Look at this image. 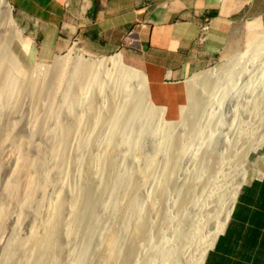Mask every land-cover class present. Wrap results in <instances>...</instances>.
Masks as SVG:
<instances>
[{"label":"bare ground","instance_id":"bare-ground-1","mask_svg":"<svg viewBox=\"0 0 264 264\" xmlns=\"http://www.w3.org/2000/svg\"><path fill=\"white\" fill-rule=\"evenodd\" d=\"M12 12V6L8 1L0 0V30L7 33L0 32V47L5 48V54L3 51L2 53L0 52V80L2 79L0 107L4 102H7L5 105L11 103L12 97H14L12 94H14L19 85L16 75L18 76V73H22L17 66L15 56L11 52L12 44L16 41H22V35L13 19ZM74 55L56 60L53 69L40 73L35 78L24 82L26 83L25 87L23 86L24 89L27 91L28 88V91H33L37 103L48 104L55 99L56 94L51 88V84L55 85V87H60V78L63 72L68 69L71 73L70 80L77 82L79 78H83V81H78L80 83L76 85V92L72 91V96L63 101L64 107L67 109H71L76 103L81 104L84 100L81 90L90 88L91 85H96L99 90H102L104 85L113 84L115 92L126 90L124 93H127L125 87L132 85L137 88L138 95L134 96L133 101L131 100L132 95L130 96L132 102L128 100L129 98L126 99V96L120 103H114L115 106L111 107L113 109L110 111V115L107 116L105 130H100L99 132L95 130L94 136L77 137L80 135V129L83 126L82 116L77 114L74 120L65 124V126L58 127L53 132V143L46 148H40L33 142H29L28 145L19 144L17 146L16 149L20 155L16 165L17 168L15 167L16 172L14 170L16 175L14 174V179L11 178L13 180L6 185L5 194L10 200V205L12 203L18 209V215L19 217L22 216V220H24L23 216H25L31 217L34 221L31 223L29 234L26 235L22 228L25 225L29 226L25 222L27 218L22 224H19V219L16 218L18 215L14 216L11 213L12 211L9 212L5 206L0 207V230L3 229L7 222L14 224L8 244L7 259H4L6 262L2 264H60L62 251H70V241L81 236L83 237L84 245L81 247L80 252L74 255L70 261L72 264H83L94 237L106 229L103 223V216L105 214L109 215L108 209L117 202L120 197L119 192L126 187L127 183H129L127 189L131 185L142 187L150 176L152 177L156 173V160L155 157H152L148 159L144 170L136 177L127 175V173L115 174V177L111 179L108 177L110 180H108V184L103 190L101 189L100 180L94 185L89 179H85L86 182L80 183L72 192L71 209L68 212L66 211L67 202L62 194L67 190V176L69 174H67V170L70 167L69 164H71L69 152L74 146L70 145L73 138L77 139L74 141H78L77 152L81 154L90 147L98 149L106 140L115 139L116 137L108 138L113 136L111 133L115 129L120 128V136L116 144L118 147H126L128 152H132L131 150L135 149V144L137 143L132 141L130 137V128L134 123L139 121L144 123L146 130H140L139 134L141 136L138 134L140 138H143V135L151 137L157 133L155 131L156 127L150 125L158 107L154 104L152 105L149 100L147 81L141 71L126 66L123 63L121 54L101 59L86 60L83 52L75 51ZM23 77L21 76V79ZM240 80L244 84H241ZM72 81L66 87H73L76 82L72 83ZM227 81L231 83L224 86ZM252 82H256L260 87L257 88L256 84H252L249 88ZM189 83L190 104L194 102L191 100L196 99V92L204 94L203 96L201 95L202 98L199 97L197 113L195 112L194 118H191L190 126L195 133V139L200 140L203 138L201 130L195 127L196 120L202 119L200 117L203 110L205 112L216 104L219 105L221 112L225 111L227 114L232 115V121H228L229 124L228 126L226 125V132L232 133L233 142L229 146L226 145L228 151L225 155L215 154L212 144H208L209 142H207L208 145H204L209 151L201 159L200 165L203 168L212 163L213 167L208 168L206 176H204L205 181H201L203 183L200 185L202 193L200 199H196L194 193L196 188L191 185L193 183H189L190 181L185 180L187 183L182 185V187L180 186L181 191L179 193L186 195L181 208L184 210L191 208L192 210L190 215L189 213L187 214L189 216L187 217V222H181V220L174 223V233H170L171 227L169 226L172 223H167V213L164 214L166 216L163 219L160 213L159 216L162 220H159L160 224L156 225L153 230L149 229L143 220L135 217L131 210L140 214L141 201L138 193L133 195L125 211L120 215L121 228L126 231L130 225H133L136 232L145 230L149 233H157L160 237V244L156 245V242L149 237L144 244L137 247L138 255L140 257L143 256L148 264H204L209 252L215 247L219 236L224 233L229 224L241 189L247 183L249 177L248 164L251 163V154L264 146V38L259 39L251 47L250 51L243 56H239L236 61L227 63L220 68L215 67L200 73L190 80ZM49 86L51 89H49ZM113 87L110 88L112 89ZM230 92L236 93L232 96ZM127 100L130 102H127ZM22 119L25 120V117ZM116 122L119 123L120 127L115 125ZM217 123L220 125L221 122ZM96 126L94 125V127ZM41 132L43 133L44 131L41 130ZM11 134L13 133L9 129H0V157L9 148ZM29 134L35 136L36 133L29 132ZM43 134L45 135V133ZM210 139L211 137L208 138V141H213V139ZM164 140L165 137H162L160 142L162 143ZM180 141V137L179 139L177 138V144H175L176 156L173 160L166 161V166L162 167L163 171H166L170 176L167 177L169 186L172 183V176L179 169L181 158L185 155L188 157L193 156L190 145L181 144L179 143ZM211 151L214 152V155L210 154ZM29 153H33V155L36 153L37 155H35L38 159L35 161L30 160L28 157ZM80 160L81 158L78 161ZM88 160V163L97 168L94 173L98 175L102 157L99 153L91 154ZM51 176L59 178L60 190L58 189L59 193L56 194L58 197L45 208L46 198L43 199V196L46 187L52 181ZM195 179L199 184L203 177L201 178L200 175H197ZM56 187L58 188V185ZM101 190L105 191L104 198L99 194ZM164 192L161 193L163 197L167 196L168 193L167 191L166 193ZM41 194L42 197H39ZM160 195L159 198H161ZM42 208H45V210ZM110 218L112 220V215H110ZM184 223L186 224L183 225ZM114 234L116 236L119 234L118 229L114 231ZM124 236L126 237L124 234L122 238H125ZM124 243L125 245L128 244L126 240ZM148 249L152 251L153 255L148 252ZM108 250L111 252L115 251L116 243L112 242ZM125 262L126 264L128 263L127 261Z\"/></svg>","mask_w":264,"mask_h":264},{"label":"rangeland","instance_id":"rangeland-1","mask_svg":"<svg viewBox=\"0 0 264 264\" xmlns=\"http://www.w3.org/2000/svg\"><path fill=\"white\" fill-rule=\"evenodd\" d=\"M7 1L9 4H11L9 2L10 0ZM43 1L44 0H41V2ZM48 2L54 4L53 0H48ZM35 3L37 2L35 1ZM27 5H30L31 8H35L33 10V18L24 16L25 19L22 20V15L18 14L16 9L11 4L13 9V19L22 35V41H16L12 44L11 52L13 56H15L17 66L22 71V73H18L19 77L16 75V78L19 81V85L17 86L14 94H12L14 95V97H12L11 103L5 105V103L7 102H4V104L1 106L2 108L0 107V129L6 128L13 133L11 134V143L9 145V148L6 150V153L2 157H0V207L5 206V208H7L9 212L12 211L11 213H13L14 216L18 215V209L14 206V204L11 203L10 205V200H8V198L6 197L5 187L9 183V181H12L14 179L16 175L14 173V170L17 168L16 165L18 163L20 155L16 148L19 144L28 145L29 142H33V144L37 145L40 148H46L49 144L53 143V132L58 127L65 126V124H68L70 121L74 120V117L77 114H80L83 119V126L80 129L81 133L77 137L85 138L90 135L94 136L93 134H95L96 131L99 132L100 130H105L104 127L106 125L105 122L108 119L107 116L110 115V111L113 109L111 107H114L115 104L120 103L123 98H126V96V99L129 98L128 100H130V96L132 95L131 100L133 101V99L135 98L134 96L138 95L137 88L132 85L125 87L127 89V93H124L126 92V90L122 92L120 90V92H115V89L112 86L113 84L104 85L102 90H99L96 85H91L90 88L88 87L83 91L81 90V94L84 99L83 102L81 104L76 103L71 107V109H67L66 107H64L63 101L72 96V91L76 92V85L80 83L78 81H83V78H79L77 82L75 80H70L71 73L69 69L65 70L60 78V87H55V85L53 84H51L52 86L50 85L56 95L55 99L48 104L37 103L35 101L33 91H28V88L27 91L24 89L26 84L24 82H26L28 79L35 78L40 73H44L49 71L50 69H53L56 60L72 57L75 51L83 52V54L85 55V60L101 59L113 56L115 54H120L122 52L127 56L128 59L135 58V60L138 61L145 72L143 73V75L147 81V86L149 88L148 93H150L151 95V101L153 102V104L158 107V109L155 110V114L152 118V124L150 125L156 127L155 131H157V133L153 135L154 137L143 135V138H140L141 135L139 134V132L140 130L145 129L144 123L141 121L134 123L130 128V137L132 141H136L137 143L135 144V149L133 148V150H131L132 152H128L126 147L117 146L116 141L120 136V128L115 129L111 133L113 136L108 138L112 139V137H116L115 139L106 140L104 144H101L98 149H93L90 147L86 152H82L83 154H79L77 152V146L79 144L78 141H74L77 139L73 138L70 144L74 145L72 146L73 149H70L71 152L68 151L71 164H69L70 167L67 170V174L69 173L70 175L68 174L67 176V190H65L62 196L67 202L66 211L68 212L71 209L70 201L73 197L72 192H74L75 188H77L80 183L86 182L85 179H89L90 182L94 185L99 182L98 180H100V185L102 186L101 189L103 190L104 187L108 184V180L115 177V174L118 175L120 173H127V175L136 177L144 169L136 175H132L129 173L137 168H145L148 163V159L155 157V160L158 163L155 162L157 170L155 175H152L153 178L150 176L149 180H147L148 182L146 181V183L140 188L137 186L135 187V185H131L127 189L126 194L123 190L119 192L120 197L117 199V202L112 204L108 209L109 215L105 214L103 216V223L105 224L106 229L102 230L97 236L94 237V240L88 248L87 256L83 262V264H126L125 261H127V264H134L136 260L135 264H148L143 256L140 257L138 255L137 247L144 244L149 237H151L156 242V245H158L160 244V237L155 232L149 233L145 230L136 232L133 225H130V227L125 231L124 228H121L122 223H120V215L123 211H125L127 204L129 203L133 195L138 193L139 199L141 201V212H139L140 214H138L134 210H131V213L140 220H143L149 229L153 230L156 225L158 226L160 224L159 220H162L163 217L166 216L164 215L166 213L168 215L166 216L167 223H172L169 226L172 228H170V233H174L175 227L173 225L176 221L179 222L182 220L181 222H187V217H189L187 214L189 213L190 215L192 209L185 208L186 210H184L181 208L186 195L184 193H179L181 191L180 188L182 187V185L186 184L187 181H190L189 183H193L191 185L196 188L194 189L196 199H200L202 194L200 191V185L203 183L201 181H205L204 176H206L208 168L213 167L212 163L204 166L203 168L200 165L202 161L201 159L209 151L205 148V146L208 144H212V149L214 150L215 154L217 153L219 155H225V153L228 151L227 146H229L233 142L232 133H230L229 131L226 132L229 122L232 121V115L227 114L225 111L221 112L219 105L216 104L214 105L215 108H209L207 109L208 111L206 110L205 112L203 110V113L200 117L202 118L200 119L201 121L199 119L196 120L195 127H198V129L201 130L203 138H201L200 140L195 139V133L190 126L192 121L191 118H194L195 112L197 113V108L199 105L198 100H200L199 97L202 98L204 94H202L201 92H196V99L191 100L194 101L192 103L193 105L190 104L189 82L200 73H203L215 67L220 68L227 63L236 61L239 56H243L248 51H250L251 47L256 42L252 44V37L251 39L249 37H246L245 30L239 28L237 38L238 43L241 45V49L239 51L235 53H225L220 61L206 67L202 71L191 74L181 81H173L170 78H166L161 85H154L145 65L146 52L143 49V42L136 38V35L128 36L120 46L110 51L93 52L88 50L82 43H76V41H71L67 38L59 39L53 26L52 17L47 18L46 22H44L45 18L38 17L37 15L36 5L31 3H28ZM0 32L6 33L3 30H0ZM2 51L5 54V48L0 47V52L2 53ZM123 63L128 66L124 62V60ZM21 76L24 77L21 79ZM70 81H72V83H76L71 88L66 87V85L70 83ZM21 83H23V85H21ZM230 83V81H227L224 86H227ZM240 83L244 84L241 80ZM187 84L189 85V88ZM252 84H256V86H258L257 88L260 87V85H257L256 82H252L249 88ZM109 85L113 88L111 89ZM50 86L49 89H51ZM1 87L2 79L0 80V89ZM108 87L110 90L108 89ZM23 90L25 91V93ZM121 93H123V96L121 95ZM230 93L232 96H234L236 92ZM128 100L127 102L131 101ZM24 117L25 120L22 119ZM88 119H90L91 121ZM217 122H221L220 125ZM170 123L172 124L170 125ZM94 125L97 126L94 127ZM115 125L120 127L119 123L117 122L115 123ZM41 130L44 131L43 133H45V135L41 132ZM29 132H35L36 134L35 136H31L32 134L30 135ZM50 132L52 133V135ZM162 137H165V140L161 143L160 140L162 139ZM179 137L181 139L179 143L190 145V150L193 156L188 157L187 155H185L181 158L179 169L176 174L172 176V183L169 186L167 178L169 175L166 171H163L162 167H164V165L166 166V161H171L176 156L175 144H177V138L179 139ZM210 137L211 139H213V141H208V138ZM207 142L209 143L207 144ZM214 152L211 151L210 154L214 155ZM97 153H99L102 157L101 167L98 168V170H100V174L98 173V175L94 173L96 171L95 169L97 168L94 165L92 166V164L88 163V157L91 154ZM35 154H28L30 160L35 161L38 159V157L36 156L37 154ZM80 158L81 160L78 161ZM250 162L251 163L248 164L249 177L247 183H251L252 180L257 177L258 179H262L264 175V146L257 152H253L251 154ZM72 164L73 166H71ZM197 175H200L201 178L203 177V179L199 181V184L195 179ZM58 179L59 178H56V176H51L52 181L46 187L43 196V199L46 198V202L44 205L45 208L48 207L50 203H52L51 201H54L58 197L56 196V194L59 193L60 190V181H58ZM247 183L241 189L234 211L237 205H239L238 203L240 201V197L246 190L245 188ZM57 185L58 188L56 187ZM102 190L99 194H101L102 198H104L105 191ZM166 191L168 192L167 196L165 195L163 197L161 193H166ZM159 195L161 196V198H159ZM39 197H42V194L39 195ZM39 200H41V198ZM10 206L12 207L11 209ZM45 208L42 209L45 210ZM160 213L162 215V219H160ZM110 215H112L113 217L112 220L110 218ZM21 217L22 216L19 217V215L16 217L17 219H19V222H17L19 224H22L27 218L25 222L26 224L28 223L29 226L25 225L23 228L21 226L22 231L27 235L31 230V223H33L34 219H32L31 217L23 216L24 220H22L23 218ZM232 217L230 219V222L232 220ZM185 224L186 223H184L183 225ZM229 224L227 225L223 234H225L226 230L229 227ZM12 226H14V224H9L7 222L3 229L0 230V232H2L0 234V264L5 263V260L7 259V251L9 247L8 244L10 242L9 240L13 228ZM117 229L119 234L116 236L114 234V231ZM124 234L126 235V237L124 236L125 238H122V235ZM223 234H221V236ZM221 236H219V238ZM78 238H73V241H70V251H62L60 255V264H72L70 260L74 255L80 252L81 247L84 245L83 237L81 236ZM125 240L126 243H128L127 245H125L124 243ZM112 242L116 243V250L111 252L108 249ZM148 252L153 255L150 249H148ZM140 253L142 254L141 250ZM206 260L204 264H206Z\"/></svg>","mask_w":264,"mask_h":264},{"label":"crops","instance_id":"crops-1","mask_svg":"<svg viewBox=\"0 0 264 264\" xmlns=\"http://www.w3.org/2000/svg\"><path fill=\"white\" fill-rule=\"evenodd\" d=\"M35 1L38 3H35ZM21 14L52 17L59 39L93 52L110 51L131 35L143 42L154 85L181 81L241 49L239 28L252 44L264 37V0H10ZM10 4V5H11ZM207 26L208 31H203ZM206 36L207 39L202 41ZM65 41V40H63ZM124 62L145 73L135 58ZM225 234L206 264H264V175L247 183ZM233 225V227H232Z\"/></svg>","mask_w":264,"mask_h":264},{"label":"water","instance_id":"water-1","mask_svg":"<svg viewBox=\"0 0 264 264\" xmlns=\"http://www.w3.org/2000/svg\"><path fill=\"white\" fill-rule=\"evenodd\" d=\"M148 90H149V88H148ZM149 99H150V101H151V95H150V93H149ZM151 103L153 104V102L151 101ZM172 123H170V125H171ZM173 126V125H172ZM171 126V127H172ZM144 169V167L143 168H137V169H135L134 171H132L131 173H129V174H132V175H136V174H138L140 171H142ZM129 186V183H127V185H126V187H124V189H123V191H124V193L126 194L127 192V187Z\"/></svg>","mask_w":264,"mask_h":264},{"label":"built area","instance_id":"built-area-1","mask_svg":"<svg viewBox=\"0 0 264 264\" xmlns=\"http://www.w3.org/2000/svg\"><path fill=\"white\" fill-rule=\"evenodd\" d=\"M203 31H208V27H207V26L203 27ZM206 39H207V37L204 36V37L202 38V41H205Z\"/></svg>","mask_w":264,"mask_h":264},{"label":"clouds","instance_id":"clouds-1","mask_svg":"<svg viewBox=\"0 0 264 264\" xmlns=\"http://www.w3.org/2000/svg\"><path fill=\"white\" fill-rule=\"evenodd\" d=\"M219 240V239H218Z\"/></svg>","mask_w":264,"mask_h":264}]
</instances>
